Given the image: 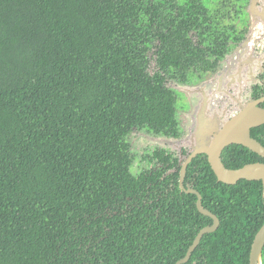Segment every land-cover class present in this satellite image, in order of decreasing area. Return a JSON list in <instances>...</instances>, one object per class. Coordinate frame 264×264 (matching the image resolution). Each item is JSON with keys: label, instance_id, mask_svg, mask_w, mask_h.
I'll use <instances>...</instances> for the list:
<instances>
[{"label": "trees", "instance_id": "obj_1", "mask_svg": "<svg viewBox=\"0 0 264 264\" xmlns=\"http://www.w3.org/2000/svg\"><path fill=\"white\" fill-rule=\"evenodd\" d=\"M138 2L0 0V264H176L203 226L165 231L128 209L140 185L126 135L175 120ZM241 186L211 191L222 225L198 264H250L264 197Z\"/></svg>", "mask_w": 264, "mask_h": 264}, {"label": "flooded vegetation", "instance_id": "obj_2", "mask_svg": "<svg viewBox=\"0 0 264 264\" xmlns=\"http://www.w3.org/2000/svg\"><path fill=\"white\" fill-rule=\"evenodd\" d=\"M141 1L138 4L143 7V15L152 24L147 33L151 40L148 51L150 72L153 75L159 71L165 76L166 86L174 91L175 120L162 130L134 126L126 135L130 172L140 185L128 209L130 214H135L136 209L147 208L146 217L155 211L157 221L163 224L165 231L171 230L169 225L183 222L189 236L198 230V220L204 219L187 254L199 233L215 224L212 216L200 211V194L203 207L218 217L219 225L214 231L203 234L189 260L183 263L193 259L190 264H198L197 248L205 236L216 233L222 225L219 214L214 211H218L219 201L210 195L211 191L217 190L229 200L232 197L228 193L230 186L240 183L251 189L252 185L262 184L264 197L261 179L244 178L235 184L220 181L212 168L210 155L196 149L203 143V137L214 139L235 120H241L239 117L245 109L264 108V0ZM253 33L257 37L253 38L255 66L252 73L255 75L252 81L242 86V81L246 80L237 78V84L226 82L221 89L213 88L208 109L196 110L194 107L200 99L190 100L178 90L179 86H197L212 77L216 79V74L224 70L230 57ZM175 54L178 55L173 58ZM188 113L193 117L190 118ZM190 121L194 125L191 126L193 130L202 126L203 132L196 133L199 139L192 135L187 142L185 136ZM206 131L209 134L206 135ZM250 135L264 146V123L252 126ZM161 137L171 141L162 143L154 140ZM221 158L229 169L264 163V156L238 142L227 144L222 149ZM244 186L241 187L244 189ZM246 189L244 195L254 194ZM197 211L200 214L198 219Z\"/></svg>", "mask_w": 264, "mask_h": 264}, {"label": "water", "instance_id": "obj_3", "mask_svg": "<svg viewBox=\"0 0 264 264\" xmlns=\"http://www.w3.org/2000/svg\"><path fill=\"white\" fill-rule=\"evenodd\" d=\"M257 37L254 33L250 37L248 41L243 43L240 47H238L237 51L230 57L226 67L223 71L217 73L216 79L212 77L208 81H205L197 86L192 85H180L178 90L184 93L190 100L195 99L198 97L200 102L194 108L198 111H205L209 107L210 101V91L213 88L221 89L224 87L223 83L228 82L234 84L235 79L241 78L242 86H247L249 84V80L252 81V76L255 73H252V69L255 66V58H254V51L253 45L254 40L253 38ZM253 74V75H252ZM235 84H237L235 82ZM190 114V113H188ZM197 114V113H195ZM193 115L190 114V118ZM241 120H235L232 124H230L229 128L222 132L221 135L218 137L213 138H206L201 140L203 143L199 145L196 149L198 151L206 152L210 155V162L212 165L213 170L215 171L216 175L218 176L220 181L235 184L240 179H251V180H262L264 186V163H253L245 165L244 167L238 169H229L225 166L221 158L222 149L232 142H238L246 145L247 147L251 148L256 153L264 156V146L253 139L250 135V128L255 125H260L264 123V108H257V109H245L241 116L239 117ZM192 121L189 122L187 126V135L185 136V140L190 142L192 135L196 136V133L203 132L202 126H198L195 130L191 128L194 126L191 124ZM197 126V125H195ZM199 129V130H198ZM209 134L206 131V135ZM199 139V137H197ZM208 139V140H207ZM155 141L159 142H166L171 141L168 138H155ZM264 192V189H263ZM199 194V193H198ZM199 209L202 213L208 214L212 216L215 220V224L211 227H206L203 229L197 238L195 239L194 243L191 245L189 251L187 252L186 256L180 260L176 264H183L186 263L192 251L196 248L199 244L201 237L206 232H211L217 229L219 225V219L216 215L210 213L206 210L201 202V195L199 194ZM263 250H264V222L260 229L257 231L251 246L250 252V264H263Z\"/></svg>", "mask_w": 264, "mask_h": 264}]
</instances>
